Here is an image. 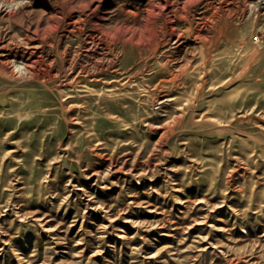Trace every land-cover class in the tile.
Instances as JSON below:
<instances>
[{"label": "rangeland", "instance_id": "rangeland-1", "mask_svg": "<svg viewBox=\"0 0 264 264\" xmlns=\"http://www.w3.org/2000/svg\"><path fill=\"white\" fill-rule=\"evenodd\" d=\"M0 264H264V0H0Z\"/></svg>", "mask_w": 264, "mask_h": 264}, {"label": "bare ground", "instance_id": "bare-ground-1", "mask_svg": "<svg viewBox=\"0 0 264 264\" xmlns=\"http://www.w3.org/2000/svg\"><path fill=\"white\" fill-rule=\"evenodd\" d=\"M206 38V37H205Z\"/></svg>", "mask_w": 264, "mask_h": 264}]
</instances>
